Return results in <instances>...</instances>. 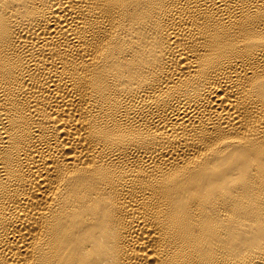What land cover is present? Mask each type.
<instances>
[{
  "label": "bare ground",
  "instance_id": "1",
  "mask_svg": "<svg viewBox=\"0 0 264 264\" xmlns=\"http://www.w3.org/2000/svg\"><path fill=\"white\" fill-rule=\"evenodd\" d=\"M0 264H264V0H0Z\"/></svg>",
  "mask_w": 264,
  "mask_h": 264
}]
</instances>
